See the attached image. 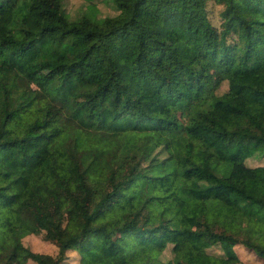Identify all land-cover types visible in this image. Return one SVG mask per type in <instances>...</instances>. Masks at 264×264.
Masks as SVG:
<instances>
[{
  "label": "trees",
  "instance_id": "16d2710c",
  "mask_svg": "<svg viewBox=\"0 0 264 264\" xmlns=\"http://www.w3.org/2000/svg\"><path fill=\"white\" fill-rule=\"evenodd\" d=\"M105 1L0 0L7 44L52 74L32 85L0 45V264H237V243L264 259V160L207 139L264 158V0Z\"/></svg>",
  "mask_w": 264,
  "mask_h": 264
},
{
  "label": "rangeland",
  "instance_id": "374dc122",
  "mask_svg": "<svg viewBox=\"0 0 264 264\" xmlns=\"http://www.w3.org/2000/svg\"><path fill=\"white\" fill-rule=\"evenodd\" d=\"M85 1L86 0H64L63 4L65 9L70 13V15H73L77 13L78 10L81 9L80 7L85 4ZM155 1L162 10L167 11L170 9L169 0H155ZM95 2L99 8L100 14L113 12L111 3L106 2L105 0H95ZM208 8H209L210 17L214 20V22L218 23L219 5H217L216 3L212 4L210 2L208 4ZM186 34H187L186 30L184 29L182 30L181 28L173 26L171 27L170 31L167 33V38L169 40H172L176 36L186 35ZM7 37H8V33L6 31V27L3 23H0V41H2L0 42V45L2 49H4L6 53L10 54L9 56L13 64L17 65L21 70H23L30 76L32 85L43 86L52 77V74L48 66H42L34 60V52H33L34 47H30L24 50L22 53L17 54L18 50L12 48L7 44L5 40ZM109 45L112 48L116 47L117 45L116 36L110 37ZM116 61L118 65V71H119L118 73L120 74L121 77H126L128 74V67L126 61H123V59L119 57L116 58ZM223 86L224 84H222L221 87ZM147 105L151 110L154 111H159L161 109L158 102L152 98L147 102ZM207 139L210 142H213L224 155H231L235 151L244 154L245 161L249 165H257L258 163H261L264 160V158H261L262 154L258 152L252 153L251 149L246 148L245 144L242 141H238L236 138H225L216 135L214 133H209L207 135ZM246 184H247V188L251 190H257L260 188L259 183L250 179L246 181ZM22 240L33 249L51 251L53 248V244L47 240H44L41 234H26L23 235ZM234 249L240 259V261L237 264H264V259L262 257L258 256L253 250L245 247L243 244L241 243L235 244ZM69 257L71 263L73 261L77 262L76 255L72 256V254L69 253ZM25 264H35V263L32 260H27Z\"/></svg>",
  "mask_w": 264,
  "mask_h": 264
}]
</instances>
